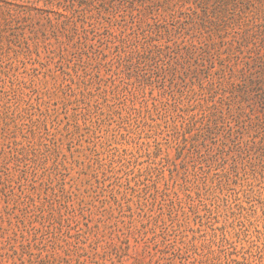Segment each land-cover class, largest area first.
I'll return each instance as SVG.
<instances>
[{
    "label": "rangeland",
    "instance_id": "rangeland-1",
    "mask_svg": "<svg viewBox=\"0 0 264 264\" xmlns=\"http://www.w3.org/2000/svg\"><path fill=\"white\" fill-rule=\"evenodd\" d=\"M0 264H264V0H0Z\"/></svg>",
    "mask_w": 264,
    "mask_h": 264
},
{
    "label": "trees",
    "instance_id": "trees-1",
    "mask_svg": "<svg viewBox=\"0 0 264 264\" xmlns=\"http://www.w3.org/2000/svg\"><path fill=\"white\" fill-rule=\"evenodd\" d=\"M163 70H166V68H164ZM261 71H263V70H261ZM261 71H259V72H261ZM156 72L158 73L159 71L156 70ZM250 82L256 86L257 84L260 83V76L259 75L251 76ZM213 108H216V107H213ZM208 109H211V108L209 107ZM219 118H221V115H219ZM206 124H208V123H206Z\"/></svg>",
    "mask_w": 264,
    "mask_h": 264
}]
</instances>
